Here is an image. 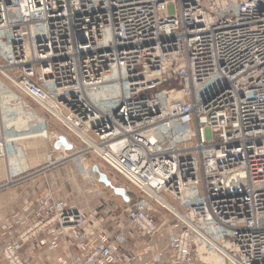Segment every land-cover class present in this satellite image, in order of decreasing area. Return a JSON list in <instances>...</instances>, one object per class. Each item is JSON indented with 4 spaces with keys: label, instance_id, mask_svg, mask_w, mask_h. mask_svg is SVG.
<instances>
[{
    "label": "built area",
    "instance_id": "built-area-1",
    "mask_svg": "<svg viewBox=\"0 0 264 264\" xmlns=\"http://www.w3.org/2000/svg\"><path fill=\"white\" fill-rule=\"evenodd\" d=\"M1 44L13 85L94 140L100 150H88L141 193L126 224L104 242L87 240L72 264L117 263L112 248L130 240L138 246L118 264H193L183 220L164 246L154 243L166 217L149 190L179 205L200 192L183 206L217 233L227 262L264 264V0H0ZM106 81L121 89L111 113L86 96ZM5 145L0 125V155ZM59 204L39 228L85 239V214ZM2 253L26 264L13 240Z\"/></svg>",
    "mask_w": 264,
    "mask_h": 264
},
{
    "label": "crops",
    "instance_id": "crops-1",
    "mask_svg": "<svg viewBox=\"0 0 264 264\" xmlns=\"http://www.w3.org/2000/svg\"><path fill=\"white\" fill-rule=\"evenodd\" d=\"M2 54L1 48L0 59L4 60ZM2 60H0V62ZM10 72L16 75L14 70ZM0 77H2V81L0 82V93L7 96L12 94L22 98L35 113L42 116L45 128L48 132L54 131L57 132L58 135L65 136L75 148L74 142L70 139L69 135L61 131L62 129L64 130V127L60 123L55 122L48 114L46 115L45 111L36 102L18 90L6 76L0 73ZM32 103L36 104L37 108L39 107L40 110H35L31 105ZM103 103H101L102 106H104ZM20 107L23 111L21 110L19 113H21L20 115L26 118L27 121H31L32 118L38 120L22 106L18 108ZM1 122L0 105V125L4 133ZM52 144L54 143L52 142ZM53 149L57 154L60 152L59 149H55L54 147ZM94 156L97 157L96 155ZM6 171L7 183L0 185V216L3 215L7 218L4 224L7 229L13 228L14 223H18L19 220L33 223L36 218L31 214V209L39 206L46 201V199H51L56 206L61 205L59 203H64L65 206H68V209H73L75 207L81 210L87 216L85 229L89 232L93 229H97L94 239L90 240L92 243L104 242L113 232H116L120 226L125 224V216L123 217L116 212L120 206L117 204V206H113L114 208L112 210H110L107 204L102 206V203H100L98 198L94 195L93 184L87 181L91 179L85 178L73 166L64 164L53 168L41 167L37 169H32L30 166H27L15 171L11 170L7 160ZM113 194L120 199V205L124 206V212L127 205L134 203L138 199L134 194V198H131L130 194L128 200L123 199L114 192ZM18 210H22L21 215L16 213ZM169 225H164L158 233L160 244H163L166 238L174 234L175 230L172 224ZM47 231L48 228H44L41 231L34 230L31 235L28 236V241L19 244L20 254L26 264H72L78 258L82 257L84 252L88 251L92 244L86 243L87 241H78L76 237L78 234L77 232L63 235L58 231L48 235ZM161 238H163V240ZM193 239L195 242L194 264H227L223 258L217 257L216 254L201 241L195 238ZM137 246V242L130 240L128 245L120 249L113 247V254L117 256L118 261L117 263L112 261L111 264L124 262L132 255V252ZM142 259L135 260L133 264H141ZM35 260L38 263H35Z\"/></svg>",
    "mask_w": 264,
    "mask_h": 264
},
{
    "label": "rangeland",
    "instance_id": "rangeland-1",
    "mask_svg": "<svg viewBox=\"0 0 264 264\" xmlns=\"http://www.w3.org/2000/svg\"><path fill=\"white\" fill-rule=\"evenodd\" d=\"M2 58L5 60V57ZM2 62L3 60L0 63ZM1 81H2V77H0V82ZM165 87L167 88V86H164L162 89H164ZM99 94L101 96L100 98L104 99L108 96V94H111L113 96L115 92H113L112 90L111 93L105 91V92H99ZM22 102L23 100L19 96L12 94L7 96L4 95L3 93H0V105H1V116H2L1 123L3 125L4 134L7 139L6 148L4 149L5 150L4 154L0 156V185H4L5 183H7V176H6L7 160L11 167V170H15V171L23 169L27 166H30L32 169H37L41 167L53 168L64 164L73 166L75 169H77L74 158L78 153H80L81 155H77V156L80 157L82 156L86 160V162L92 167L93 165H97L99 170L107 175V179L110 181L112 186L117 187L119 189H123L127 200L130 194L132 195V196L130 195L131 198H134L133 194L136 198L141 197V193L137 190V188L134 185H132L130 182H128L123 176L117 173L114 169H112L107 163H105L98 157H95L94 153L86 152V150L84 151L83 149L86 148V145L83 142H81L74 133L66 129L60 123L64 127V130L62 129L61 131L66 135H69L70 139L74 142L75 148L73 147V144L69 142L65 136L58 135L57 132L54 131L48 132L45 128L42 116H39L32 109L23 106ZM31 105L35 110H40L39 107L37 108L36 104L32 103ZM19 106H22L29 113L33 114L39 120L40 123L38 122V120L34 118H32L31 121H27L26 118H23L20 115L21 113H19L21 110L23 111V109H21V107L18 108ZM48 115L51 116L50 114ZM54 121L58 122L55 119ZM59 136H63L66 140V143L68 144L71 143L70 145L72 146V148L67 151L62 145H60L57 148L60 150V152L57 154L52 147L53 145L52 142L54 143ZM49 161H51L53 164L49 163ZM84 173L85 172H83V174ZM87 181L93 184L92 186H93L94 195L96 196V198H98L100 203H102V206L107 204L109 205L110 210H112L114 208L113 206L115 205L117 206L118 204L120 207H118V210L116 212L118 214H121L123 217L125 216V212L123 209L124 206L120 205L121 204L120 199L113 194L112 188L98 181V175L96 173L93 174V179ZM200 194H201L200 192L192 193L187 195V198L193 200L199 198ZM132 204H129L127 206H130ZM45 205L47 206V208L42 207ZM52 205L54 207L56 206L53 204V201L51 199L50 200L46 199V201L41 203L39 206L33 207L31 209V214L33 215V217L36 218V220L33 223L23 222L19 220V222L18 223L15 222L13 228L11 227L10 229H7V227L4 226L5 219L7 218L4 217L3 215L0 216V249L2 247L3 242H5L6 240H14L15 242L17 241L18 244L17 246L20 252L19 244H21V242L18 240V236L28 231V229L32 228L35 225L34 223H36L40 219L42 220V217H46L47 214L45 213V211H48L47 209H49L50 206ZM153 205L156 207L154 203ZM21 211L22 210H18L16 213H19L21 215ZM164 214L168 217V219L172 218L170 214L166 212H164ZM125 224H126V218H125ZM171 224L175 231H178L180 229V225L177 223L175 219L172 221ZM47 228H48L47 231L48 235L54 234L55 232L59 231L57 226H55L54 224L49 225ZM161 239L163 240V238ZM36 262L37 261L35 260V263ZM0 264H5V261L2 259L1 254H0Z\"/></svg>",
    "mask_w": 264,
    "mask_h": 264
},
{
    "label": "bare ground",
    "instance_id": "bare-ground-1",
    "mask_svg": "<svg viewBox=\"0 0 264 264\" xmlns=\"http://www.w3.org/2000/svg\"><path fill=\"white\" fill-rule=\"evenodd\" d=\"M1 48H2V50H4L5 49V51H7V48H6V45H2L1 44ZM1 48H0V50H1ZM5 55H6V52H5ZM0 70H2L3 72H1V73H3V74H6L7 73V71H5V68H3V67H0ZM5 76V75H4ZM106 80H110L109 78H106ZM112 90H113V92H115V94L112 96L111 94H108V96L106 97V98H100L101 96H100V94H99V92H105V91H107L108 93L110 92H112ZM120 93H121V89H120V85L119 84H117L116 82H110V81H106L105 83H103L102 85H99V86H95V87H91V88H88L87 90H86V96H87V98L89 99V101L91 102V104L95 107V108H97L99 111H101V112H104V113H111L112 111H113V109L115 108V106L117 105V103H118V100H119V97H120ZM174 94V95H173ZM172 95L173 96H175V95H177L176 93H172ZM171 97V96H170ZM104 102V103H103ZM101 103H103V105L104 106H102L101 105ZM22 104H23V106H25V107H27V108H29V109H31L29 106H27L26 105V103L23 101L22 102ZM51 111L54 113V115H56V116H59L60 118H62L61 117V115H60V113H59V111L56 109V110H53V109H51ZM47 113V112H46ZM58 113V114H57ZM48 114V113H47ZM55 120H57V119H55ZM58 121V120H57ZM60 123V122H59ZM62 124V123H61ZM63 125V124H62ZM64 126V125H63ZM73 130V132L74 133H76V134H78V135H80V137L83 139L82 141H83V143L86 145V148L85 149H83L84 151L87 149H96V150H100V148L98 147V145L96 144V142L94 141V140H92L91 138H89L87 135H85V133H83L82 131H80L79 129H77V128H72ZM72 132V133H73ZM75 134V135H76ZM4 136H5V134H4ZM77 136V135H76ZM6 138V137H5ZM6 143H7V139H6ZM5 148H6V145H5ZM5 151V150H4ZM4 151H3V154H4ZM83 151V152H84ZM89 151V150H88ZM88 151H86V152H88ZM89 152H92L93 153V151H89ZM77 155H81L80 153H78ZM76 155V157L74 158V161H75V164H76V166H77V170H78V172L80 173V174H82L85 178H90V179H93V176H92V174H94V172H93V170H92V166H90L87 162H86V160L81 156H77ZM1 156V155H0ZM9 170V169H8ZM83 172H85L84 174H83ZM119 189V188H118ZM120 190V189H119ZM121 191V193H124V190L123 189H121L120 190ZM149 193H150V195L151 196H153V197H155V198H157L160 202H161V204L163 205V207L164 208H161L160 206H158L155 202H153L155 205H156V207H157V209L160 211V213L161 214H163L166 218L165 219H160V220H157L158 221V223L160 224V229H161V227H163L164 225L165 226H167V225H169V224H171L172 223V221L175 219L176 221H177V223L179 224V225H182V220L184 221V222H186V224L187 225H189L191 228H192V233H191V239H192V245H193V256H192V263L194 264V244H195V242H194V239L193 238H195V239H197V240H199V241H201L203 244H205L212 252H214L215 254H216V256L217 257H219V258H223L224 260H225V262L227 263V264H229L228 262H227V260L222 256V255H224V256H227V250H226V248L223 246V244H221L218 240H216V236H217V233L216 232H213V231H210V230H203L202 228H200L199 226H198V223H197V221L193 218V219H191L190 218V216H188L189 214H188V212H187V210H186V208L183 206V205H189L191 202H192V200H190L189 198H186V203L185 204H183V205H179V204H177L173 199H171L170 197H166V196H164V195H161V194H157V193H153L152 191H150L149 190ZM125 194V193H124ZM125 197H126V195H125ZM73 210H78V209H76V208H73ZM80 211V210H79ZM82 212V211H81ZM164 212H166V213H168V214H170L171 216H172V218L171 219H168V217L164 214ZM83 213V212H82ZM173 214H174V216H173ZM86 216V215H85ZM87 217V216H86ZM159 219V218H158ZM38 222V221H37ZM37 222L36 223H34L35 225L32 227V228H34V229H32V228H30V229H28V231H26V232H24V233H22V234H20V235H22L21 237H19L18 236V240L20 241V242H25V241H28V236L29 235H31V233L35 230H38V231H41L42 229H44V228H47L49 225H45L44 227H41V228H39V225H37ZM170 226V225H169ZM85 225L83 226V231H84V234H85V239H83L82 241H90V240H92V239H94V237H95V235H96V231H97V229H93V230H91L90 232L88 231V230H86L85 229ZM57 228H58V230H59V232H61L63 235H68V234H70V233H72V232H77V233H79L78 231H69V232H63L62 230H60L59 229V227L57 226ZM160 231V230H159ZM176 233V231H174V234ZM173 234V235H174ZM78 235V234H77ZM172 235V236H173ZM172 236H170V237H168V238H166L165 239V242L163 243V244H160L161 242H160V240H159V238H158V236H157V238L154 240V243L155 244H158L160 247H162V246H164V244L166 243V241L169 239V238H171ZM77 237V236H76ZM77 240H78V238H77ZM205 242H204V241ZM14 241V240H13ZM78 241H80V240H78ZM82 241H80V242H82ZM207 242V243H206ZM4 243V242H3ZM209 244L213 247V248H215L216 250H218V252H216V251H214L210 246H209ZM15 246H16V248H17V252H18V254L21 256V254H20V252H19V250H18V246H17V241L15 242ZM85 253V252H84ZM222 255H221V254ZM0 254H1V257H2V259L5 261V264H9L5 259H4V257H3V253H2V247H1V249H0ZM213 254V253H212ZM214 255V254H213ZM83 256V255H82ZM21 258H22V256H21ZM82 257H80V258H78L77 260H80ZM143 257L142 256H140V258H138L137 260H139V259H142ZM22 260H23V258H22ZM24 261V260H23ZM24 263H25V261H24ZM109 264H111V263H109Z\"/></svg>",
    "mask_w": 264,
    "mask_h": 264
},
{
    "label": "water",
    "instance_id": "water-1",
    "mask_svg": "<svg viewBox=\"0 0 264 264\" xmlns=\"http://www.w3.org/2000/svg\"><path fill=\"white\" fill-rule=\"evenodd\" d=\"M60 145H62L66 150H70L72 146L68 143H66V140L63 136H59L57 140L54 142L53 147L57 149ZM92 170L94 173L98 175V181L102 182L106 186H109L113 189V192L117 195H120L123 199L127 200L124 193H121V189L119 190L117 187H114L111 185L110 181L107 179V176L105 173L101 172L97 165H93Z\"/></svg>",
    "mask_w": 264,
    "mask_h": 264
}]
</instances>
